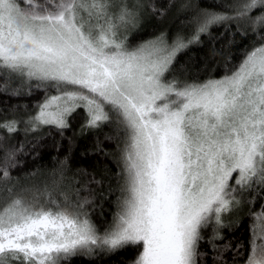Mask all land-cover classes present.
Masks as SVG:
<instances>
[{"label": "snow or ice", "instance_id": "6c2138e0", "mask_svg": "<svg viewBox=\"0 0 264 264\" xmlns=\"http://www.w3.org/2000/svg\"><path fill=\"white\" fill-rule=\"evenodd\" d=\"M144 6L143 0H0V76L37 81L56 93L24 121L26 131L63 130L83 108L86 127L114 120L123 143L118 211L102 234L79 188L74 198L61 192L56 199L47 188L16 193L9 168L23 145L7 150L0 167V264H69L128 247L138 250L131 264H199L201 230L212 221L222 226V215L243 202L238 191L264 190V43L220 79L168 80L187 43L177 35L169 44L162 34L129 48L125 33ZM222 6L226 11L193 17L188 43L225 21H244L264 41V0ZM18 123L0 122V129L11 135ZM83 190L91 194L87 185ZM253 218L244 264H264V207ZM220 238L214 230L209 242Z\"/></svg>", "mask_w": 264, "mask_h": 264}, {"label": "trees", "instance_id": "16d2710c", "mask_svg": "<svg viewBox=\"0 0 264 264\" xmlns=\"http://www.w3.org/2000/svg\"><path fill=\"white\" fill-rule=\"evenodd\" d=\"M223 2L143 0V19L128 36L127 45L134 47L160 34H166L168 39L180 35L185 38L187 47L176 54L168 80L179 78L188 83H200L230 74L247 52L264 42L259 32L254 33L244 21H225L188 43L195 34L193 17L201 10L226 11ZM37 84L0 76V122L13 119L19 122L14 134L0 129V137H3L0 139V167L7 150L23 145V149L16 152L15 167L9 168L12 178L9 186L15 185L16 193L21 189L43 193L47 188L56 199H60L61 192L74 198V191L79 188L81 197L91 200L87 211L103 233L113 221L121 197L122 135L114 120L98 128L86 127L87 114L83 108L69 117V126L63 130L45 126L26 131L24 121L35 115L37 105L46 95L56 94L52 89L46 92ZM93 180L95 182H91ZM84 185L91 189V194L83 190ZM238 198L243 202L224 217L222 226L211 227L210 222L201 230L204 239L198 243V252L203 254L198 257L199 264H243L246 260L250 251V227L255 223L253 215L264 207V190L254 186L252 190L239 192ZM214 230L221 238L210 243ZM137 254L136 248L128 247L110 253L97 252L90 257L77 256L69 264H131Z\"/></svg>", "mask_w": 264, "mask_h": 264}, {"label": "rangeland", "instance_id": "374dc122", "mask_svg": "<svg viewBox=\"0 0 264 264\" xmlns=\"http://www.w3.org/2000/svg\"><path fill=\"white\" fill-rule=\"evenodd\" d=\"M129 2L131 3L132 2V0H129ZM143 11H142V9L140 10V13H139V22H138V24L134 27V28H130V30L127 32V33H125L126 35H127V38H128V36L130 35V33L133 31V30H135L136 28H137V26L139 25V23L142 21V16H143ZM142 14V15H141ZM162 34H160V35H157V36H155V37H153V38H151L150 40H154L155 38H157V37H159V36H161ZM165 37H166V39H167V42L169 43V44H171L172 43V41L174 40V38L175 37H172L171 39H168L169 37L166 35V34H163ZM150 40H148V41H150ZM146 42V41H145ZM144 43V42H143ZM264 43V42H263ZM142 44V43H141ZM140 45V44H139ZM138 46V45H137ZM129 47V46H128ZM136 46H134V47H129V48H135ZM222 78V77H221ZM217 79H220V78H217ZM25 81V80H24ZM207 81V80H206ZM27 82V81H26ZM28 82H36V83H38L37 81H28ZM203 82H205V81H203ZM203 82H200V83H203ZM38 111V108H37V110H36V112ZM85 111V110H84ZM36 114V113H35ZM231 183L232 184H234L235 183V181L234 180H232L231 181ZM43 192V191H42ZM238 193H239V191L236 193V195H237V197H238ZM25 196H31V194H32V192L29 190V191H26V192H24L23 193ZM60 198V197H59ZM234 210V208L232 209V211ZM231 212V211H230ZM230 212H227V213H224L223 215H222V222H223V219H224V217L226 216V215H228ZM212 225H211V227L213 226V227H215L216 226V228L218 227L216 224H215V222L214 221H212ZM101 234H102V232H101ZM244 264V263H243Z\"/></svg>", "mask_w": 264, "mask_h": 264}]
</instances>
